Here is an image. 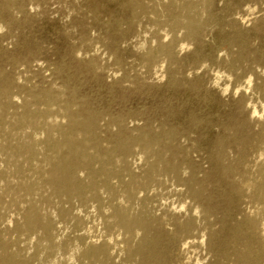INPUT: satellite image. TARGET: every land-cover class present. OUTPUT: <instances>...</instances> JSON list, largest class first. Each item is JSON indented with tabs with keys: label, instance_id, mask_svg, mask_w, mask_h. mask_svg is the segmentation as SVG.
<instances>
[{
	"label": "rangeland",
	"instance_id": "374dc122",
	"mask_svg": "<svg viewBox=\"0 0 264 264\" xmlns=\"http://www.w3.org/2000/svg\"><path fill=\"white\" fill-rule=\"evenodd\" d=\"M253 2L259 0H0V23L8 28L0 36V264H50L77 243L78 264H117L120 251L118 264H182L180 243L205 230L208 264H264V161L253 159L264 150V123L249 121L243 92L224 98L208 88L207 70L186 76L204 61L231 73L234 84L251 73L264 102V75L256 71L264 72V17L247 29L232 19ZM29 4L40 11L29 13ZM66 9L75 14L61 23ZM137 25L156 29L155 48L151 40L143 53L121 48L140 35ZM163 28L172 33L167 44L160 43ZM181 29L195 46L178 57ZM9 40L11 49L3 46ZM96 44L111 63L75 58ZM220 49L227 61L217 62ZM163 58L166 81L149 83ZM35 60L45 68H34ZM110 70L122 72L111 83ZM186 200L187 216L170 210ZM257 205L249 217L245 208ZM116 235L121 241L110 255L108 239Z\"/></svg>",
	"mask_w": 264,
	"mask_h": 264
},
{
	"label": "clouds",
	"instance_id": "9594fccd",
	"mask_svg": "<svg viewBox=\"0 0 264 264\" xmlns=\"http://www.w3.org/2000/svg\"><path fill=\"white\" fill-rule=\"evenodd\" d=\"M220 6H223V0H221ZM52 7L55 9L58 7L57 4L53 3ZM261 9H264V0H259V3H245L243 7L235 12L232 19L235 21H238L240 26L242 28H251L256 21H258L261 17H264V11ZM29 13L35 14L40 11L39 4H29L28 8ZM67 15L64 16L61 23H66L71 20V17L75 14L72 10H67ZM202 15H205V13H202ZM58 17V13L53 12V14L50 16V19H56ZM17 18H19V14H17ZM156 29L153 26H149L146 31H141L140 26L137 25V31L140 32V35L133 36L131 40L124 41L121 43V48H127L129 45H131L132 51L134 53H143L147 50L149 47V40H151V47L155 48L157 45V40L151 37V33L155 31ZM8 31V28L5 24L0 23V36L4 35ZM72 32H75L76 29H71ZM159 35L162 37V40L160 43L167 44L172 39V33L168 31L167 28H163L160 30ZM184 35L183 29H181L179 32L176 33V39L180 42L176 46V52L178 57H183L187 53H191L194 49V44L188 40H183L182 37ZM91 36L95 38L97 36V32L93 29L91 31ZM210 38L205 37V41H208ZM74 43V42H73ZM258 43V41H253V45ZM14 44V40L4 41L3 46L7 47L9 49L12 48ZM51 46L49 45V48ZM89 56H99L101 61H104L105 58H107L108 62L111 63V61L114 59L113 56H110L106 50H104L100 44H96L93 48L91 53H84L82 51H76L75 52V58L77 60L79 59H87ZM221 59H224L227 61L229 59L228 51L227 49H220L216 53V60L219 62ZM167 58H163L160 60L159 64L153 65L152 68V79L149 80V83H156V84H163L167 79ZM34 68H45L46 62L44 60H35L33 62ZM207 70L208 76L210 77L207 87L210 89H215L219 92L221 97L227 98L229 94H231L233 99H236L240 96L241 92L244 93L245 96L249 97L247 103L245 104V110L249 112L248 119L250 122L257 121L259 123H264V102L260 101L258 98V94L253 91L254 89V83H255V76L251 73H249L246 78L243 79L242 83L234 84V77L231 73L226 72L222 70L219 67H212L207 61H204L200 64L198 68L195 70L189 69L186 73V76L188 79H191L193 75L199 76L201 73H204ZM20 71H24V66H20ZM141 72L144 71L143 68L140 69ZM256 71L260 73L261 75H264V72L261 71V68L259 66L256 67ZM45 76L49 75L48 71L44 72ZM122 75V72L120 71H109L107 73V81L111 83L114 79H119ZM17 83H23V79L19 76L17 77ZM130 85L125 84V87H129ZM55 87V85H54ZM256 97V103L252 102V98ZM15 102L19 103L20 99L19 97L14 96L12 98ZM250 109V111H249ZM131 123V122H130ZM140 123V122H136ZM259 123L256 124V127L254 130H259ZM115 130V129H114ZM183 142V141H182ZM231 154V153H230ZM253 159L256 161V163H260L264 161V150L258 152L255 154ZM188 170L185 168L183 170V175L186 177L188 175ZM243 189L246 191V193H251L252 186L251 184H244L242 185ZM142 195V194H141ZM174 199V198H173ZM162 204L167 203V201H162ZM190 203V201H185L183 204H180L177 208L176 204L173 203L171 207V211L175 212L176 214H180L181 212L184 213L185 216L188 215V212L186 210L187 205ZM261 206L257 205L255 208L249 206L245 208V212L249 217L255 216L260 211ZM191 215L196 217L197 221L200 219V208L199 206H195L192 208ZM237 219L239 220L240 217L238 216ZM8 226L11 228L13 226L12 224V218L10 217L8 221ZM58 227H60L58 225ZM99 231V230H97ZM169 231H172L171 227L169 226ZM207 230L204 232H201L199 234V239L196 238H189L185 239L180 243L179 246V252L181 255H183V261L182 264H208V261L211 259V254L206 253V235ZM260 237L261 239H264V222L260 225ZM67 235V230L62 234ZM89 235H91V225L89 226ZM195 236V233L193 234ZM58 237L57 242L62 238ZM140 233L137 232V239H139ZM36 241L35 235L31 237V239L28 241L29 244V254H31V245L34 244ZM121 241V236L116 235L115 238L109 237L108 243L113 246L112 251L110 252V255H116L117 251V244L116 242ZM93 243H99L98 240L91 241ZM195 245H199V248L192 247ZM124 245L119 244V248L123 249ZM203 250V251H202ZM81 249L79 247V244H76V247L69 251L67 256L62 255L59 251L57 252V255L50 259V264H63V261L68 260V264H78L76 257L79 255ZM123 251H120V255L117 256L116 262L118 264L119 259L121 256H123ZM203 256V259H200V257Z\"/></svg>",
	"mask_w": 264,
	"mask_h": 264
}]
</instances>
